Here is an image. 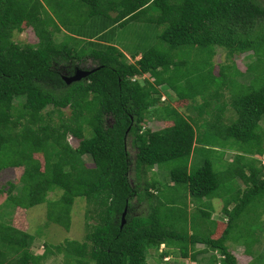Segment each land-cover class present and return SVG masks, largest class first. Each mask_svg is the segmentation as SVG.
Listing matches in <instances>:
<instances>
[{
    "label": "trees",
    "instance_id": "trees-1",
    "mask_svg": "<svg viewBox=\"0 0 264 264\" xmlns=\"http://www.w3.org/2000/svg\"><path fill=\"white\" fill-rule=\"evenodd\" d=\"M129 22L162 27L160 46L128 56L105 37ZM26 30L34 44L13 41ZM217 50L224 57L214 73ZM243 54L245 61L254 58L252 79L249 64L243 67L248 75L236 79L242 69L234 59ZM86 59L94 71L65 84L62 72ZM228 63L233 77L226 75ZM142 75L152 81L136 79ZM161 91L170 93V104L160 101ZM225 91L234 117H225L228 103H219ZM150 114L162 128L150 129ZM263 116L259 0H0V172L22 169L17 183L0 189L3 206L20 212L46 204L47 223L67 231L75 199L86 203L83 237L44 242L40 255L32 251L33 235L0 219V264H42L59 255L61 264H150L149 255L159 264L175 252L196 264H237L226 242L241 223L237 241L251 254L264 214ZM68 136L78 140L76 147ZM219 149V162L227 164L222 172L209 158ZM227 151H234L229 163ZM196 154L203 162L192 170ZM163 167L175 193L182 187L203 202L197 212L212 230L200 235L175 227L174 220L186 222V206L163 204L178 200L159 196L153 169ZM236 177L244 188L224 201V220L211 219L205 200ZM142 202L145 213L134 215Z\"/></svg>",
    "mask_w": 264,
    "mask_h": 264
},
{
    "label": "rangeland",
    "instance_id": "rangeland-1",
    "mask_svg": "<svg viewBox=\"0 0 264 264\" xmlns=\"http://www.w3.org/2000/svg\"><path fill=\"white\" fill-rule=\"evenodd\" d=\"M259 2L264 6V0H259ZM162 27H156L154 25H147L142 22H129L121 27H116L113 30H111L109 33L105 35V37H108V39H111V43H113L116 47L124 51L128 56L131 53L133 49H140L144 50L149 47H156L160 46L159 40L157 38V35L160 33ZM60 37H64V35H61ZM14 42L17 43H25V44H34L35 38L30 33V30H26L21 32L20 34H16L12 37ZM245 54L241 55L239 58H235L234 60L237 62V66L242 69L239 72L240 75L236 74V79H238V76H241L243 73L248 75L246 71H244V68L246 69L248 64L253 67V72L249 75L252 79L254 77V58L251 57L250 60H246L244 58ZM224 53L222 50H217V55L214 57V73L217 72L218 68L217 65L223 61ZM139 56H136L134 60H137ZM207 55H202L198 59L203 60L206 59ZM129 61L132 62L133 59L129 58ZM83 65H79L80 67H91L93 66L92 62L88 59ZM210 63V62H208ZM227 65H230V70L226 71V75L229 77H233L234 69L232 68L233 65L228 63ZM244 67V68H243ZM238 68V69H239ZM227 76V77H228ZM143 78H148V81L151 82L152 78L148 77L147 75H142L141 77H136L137 80L140 82ZM135 79V78H134ZM166 89L163 88L162 91H165ZM161 91V92H162ZM237 91V90H234ZM170 95L165 94V92L161 93L160 101L168 102L166 99ZM16 102V101H15ZM172 102V101H171ZM228 103L226 105V108L224 110L225 117H228L229 115L234 117V112L231 106L229 105L230 98L229 93L225 91V97L221 99L220 97V104L222 103ZM169 103V102H168ZM161 104V103H160ZM170 104V103H169ZM182 112V111H181ZM61 113L65 118L69 115V109L63 108L61 109ZM186 114H190L188 111H186ZM154 116L150 114L148 116V122L149 120V126L151 130H157L163 127V125L157 121L153 120ZM147 122H144V126ZM261 127L264 129V116L261 120ZM68 143L72 147H76L78 144V140L68 136ZM130 146H128L129 148ZM224 153V150H217L216 152L211 153V157L209 158L212 160L214 165V170L218 172L224 171L226 167L225 162H219L221 158V154ZM131 155H133L132 152H130ZM233 154L234 151H227L223 155V159L227 160V163L231 162L233 160ZM86 161L87 166H92L91 161H89L87 158H84ZM261 161L264 163V155L261 156ZM203 157L200 154H196L195 156H192L190 159L191 169L196 170L198 167L202 165ZM155 174V178L157 179V190L159 191V196L162 197L164 200H168V198H172L176 196L178 198L177 201L173 202H163L165 206H179L180 209H183L182 206H186L185 210V218L186 222H183L181 219L174 220L173 224L175 227L179 230L181 228H184L188 231L191 230L192 233L200 234L202 235L204 231L206 230H212L211 224L209 223V220H207L205 217H201L200 213L197 212L198 207L203 203L200 202L198 199H193L190 197L189 193L186 189L180 188L181 190L177 191L176 193L173 191V188L171 187L172 184L168 180V172L167 169L164 167L162 170H157L156 168L153 169ZM22 173L21 168H9L2 170L0 172V189L6 190L8 187V182L17 183L19 180V177ZM131 181H133V178H131ZM237 188H244L243 183L239 178H235L233 181H230L229 183H223L221 184L219 193L215 195L216 197L208 198L206 199L204 203V208L206 210L212 211L213 214L211 215V219H219L224 220V216L221 213V208L224 206V201L229 198L230 193L234 192ZM183 194V196L181 195ZM5 192H0V219H3L6 223H13L17 226H19L24 231L28 232L29 234L33 235L34 241L32 243V251L34 254L40 255L43 251V244L44 242L49 244H57L60 242H63L64 240H78L81 239L84 235V213L86 209V203L85 201L79 197L76 198L72 210H71V224L69 227V230H64L63 228L52 224L47 223L46 221V204H39L36 206H33L26 211H11L9 207L3 206V200L5 199ZM187 197V198H186ZM48 198L54 199L56 198V194L51 193L48 195ZM133 203H135L133 201ZM231 207V206H230ZM11 211V212H10ZM9 212V216H8ZM219 212V213H218ZM145 213V202L140 203L139 205H136V208L134 209V214H140ZM9 217V218H8ZM2 220V221H3ZM224 222V221H223ZM244 230L243 224H239L238 229H234L235 231L232 232L230 235V240L226 242L227 248L234 253L237 264H249L257 255H261L260 259H257L256 261H252L250 264H264V214L261 217V231L257 232L256 238L257 242L251 247L249 250L251 254L246 255L245 254V246L242 244V240L237 241V230ZM196 248L201 249V245H197ZM150 252V251H147ZM148 262L151 264L153 260L150 257V255L147 257ZM174 260V261H172ZM168 264H194L188 259H180L177 257V252H175L172 256V259L168 261ZM42 264H61V256H55V257H47L44 259V262ZM165 264V263H161Z\"/></svg>",
    "mask_w": 264,
    "mask_h": 264
},
{
    "label": "water",
    "instance_id": "water-1",
    "mask_svg": "<svg viewBox=\"0 0 264 264\" xmlns=\"http://www.w3.org/2000/svg\"><path fill=\"white\" fill-rule=\"evenodd\" d=\"M95 68L92 69H82V68H74V72L71 76L61 75V79L65 82V84L69 85L72 82L79 81L83 78H87V76L94 71ZM126 213V208H124L122 215H121V225L124 223V215Z\"/></svg>",
    "mask_w": 264,
    "mask_h": 264
},
{
    "label": "crops",
    "instance_id": "crops-1",
    "mask_svg": "<svg viewBox=\"0 0 264 264\" xmlns=\"http://www.w3.org/2000/svg\"><path fill=\"white\" fill-rule=\"evenodd\" d=\"M172 256H173V254H168L167 256H164L159 264H161V263L168 264L169 263L168 261L170 259H172ZM172 261H174V260H172ZM192 263H194V262H192ZM194 264H196V263H194Z\"/></svg>",
    "mask_w": 264,
    "mask_h": 264
},
{
    "label": "clouds",
    "instance_id": "clouds-1",
    "mask_svg": "<svg viewBox=\"0 0 264 264\" xmlns=\"http://www.w3.org/2000/svg\"><path fill=\"white\" fill-rule=\"evenodd\" d=\"M74 68H76V67H74ZM77 68H80V66H77ZM82 69H83V68H82ZM86 70H87V69H86ZM61 75H65V74L62 72V74H61ZM263 155H264V154H263ZM263 155H262V156H263ZM260 160H261V159H260ZM261 163H262V161H261ZM262 164L264 165V163H262ZM126 213H127V212H126ZM126 213H125V214H126ZM134 215H135V214H134ZM124 216H125V215H124ZM159 250H160V251H162V250H163V245H160V248H159Z\"/></svg>",
    "mask_w": 264,
    "mask_h": 264
},
{
    "label": "flooded vegetation",
    "instance_id": "flooded-vegetation-1",
    "mask_svg": "<svg viewBox=\"0 0 264 264\" xmlns=\"http://www.w3.org/2000/svg\"><path fill=\"white\" fill-rule=\"evenodd\" d=\"M80 68H83V67H80ZM89 67H86V68H83V69H88ZM73 72H74V68H73V70L70 72V74H69V72H63L64 74H65V76H71L72 74H73Z\"/></svg>",
    "mask_w": 264,
    "mask_h": 264
}]
</instances>
